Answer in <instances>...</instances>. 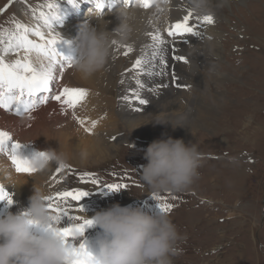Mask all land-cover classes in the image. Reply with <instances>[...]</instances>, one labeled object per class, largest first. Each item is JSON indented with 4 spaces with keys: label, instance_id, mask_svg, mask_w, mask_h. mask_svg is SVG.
<instances>
[{
    "label": "rangeland",
    "instance_id": "rangeland-1",
    "mask_svg": "<svg viewBox=\"0 0 264 264\" xmlns=\"http://www.w3.org/2000/svg\"><path fill=\"white\" fill-rule=\"evenodd\" d=\"M50 1L30 0L35 7L41 6L40 2L43 5ZM116 1L118 2L117 6L115 4L116 10L127 9V0ZM133 1L136 2V0ZM30 2L29 0H0V40H3V43H0V54H3L2 48L6 47L10 34L16 31L17 22L24 23L29 28H32L31 25L35 23V26L47 29L43 20H38L40 18L26 21L21 19L20 5H24L33 17L39 15L33 10ZM78 3L80 5L78 9L73 7L61 10L62 19L53 26L52 34L61 38L66 36V29L62 28L70 23L85 20L89 9L92 10L91 7L95 5L93 0H82ZM56 4L59 5L58 2ZM213 4L214 10L208 4L210 14L215 19V23L210 26L217 27L223 34L221 46L224 59L221 61L220 71L228 75L230 79L222 84H216L212 90L208 91L209 93L205 94L207 95L206 104L209 103V106H213L214 99L210 101L213 92L221 89L224 95L219 99L217 112L211 119V127L198 125L192 129L189 138L182 136L175 138L183 139L185 143H196L203 154L198 170L199 176L195 182L188 189L179 192H154L143 183L139 172L142 171L141 166L148 163L144 158L146 149L154 140L161 139L159 136H154L148 140L131 138L129 142L120 145L117 156L98 164L76 168L67 163L66 165H70L72 170L65 169L59 172L58 175L63 177L61 176L58 182V188H54L50 193L54 195L58 191L73 188L88 191L90 195L80 202L84 212L75 213L86 219L94 217L97 212L106 210L117 203L121 206L142 207L150 214H158L160 212L158 201L154 197L166 196L168 202L174 205L168 215L181 235L186 237L179 245L182 252L173 258V264H264V0H224L214 1ZM163 5L164 15L159 16L157 20L156 17L151 16L152 25L155 27L156 24L155 28L157 31L160 30L159 34L164 28L168 29L170 24L181 20L189 10L177 9L172 14L170 12L173 9L166 10L171 5L169 0H160L155 6L159 9ZM131 8H134V5L128 9ZM116 10L111 12L110 9L105 8V11L100 14L99 25L102 26V21L109 14L113 12L115 14ZM192 12L193 20L197 16H204L196 14L193 10ZM161 20L166 22L161 23ZM92 23L95 24V22ZM75 28L76 33L80 28L77 25ZM114 28L109 27L108 30ZM146 34L145 32V40H148ZM168 41L164 48L168 65L163 72L164 77L166 76L164 79L173 73L170 72L173 67L168 54L174 48ZM134 42L113 45L115 51H117L116 48L124 45L131 47L134 45L140 51V55L136 50L134 53L131 52L130 56L124 55L120 59L123 63L122 70L127 68L128 78L134 81V85L130 86L132 93H127L125 90L126 96L129 97H132L134 89L137 88L136 79L133 80L137 77V70L133 69L136 59L143 57L146 61L143 73L148 69L153 70L150 73L153 78L147 83L144 82V85H151L155 82V77L163 76L160 74V60L157 57L153 58L154 42L143 45L145 46L143 48L135 45L137 43ZM117 52H112L113 61L119 60L116 56ZM173 56L174 54L171 55L172 59ZM154 59L159 63L150 66L148 61ZM139 76L142 81H145V76L142 74ZM116 78L118 79L114 93L123 96L126 94L122 92L124 80L121 81L120 76ZM166 85L172 88L177 84L169 81ZM193 87L194 85H190V88ZM141 98L146 100L145 91ZM133 101L139 104L137 100L133 99ZM6 110L11 111L7 108ZM14 111L15 107L11 112L14 114ZM164 124L166 129L176 127L165 121ZM84 172L94 173L102 182L126 183L128 188L115 192L100 191L99 185L80 181V175ZM3 202L5 206L7 202ZM75 206L74 203L73 207ZM70 222L68 217H64L62 224L67 225ZM101 238V229L92 226L87 228L80 240L87 242L89 250L91 247L99 250L98 241Z\"/></svg>",
    "mask_w": 264,
    "mask_h": 264
},
{
    "label": "bare ground",
    "instance_id": "bare-ground-1",
    "mask_svg": "<svg viewBox=\"0 0 264 264\" xmlns=\"http://www.w3.org/2000/svg\"><path fill=\"white\" fill-rule=\"evenodd\" d=\"M61 1L60 3V0H51L50 3L43 5L42 2H40L39 4L41 6L35 7L29 0L31 7L39 15L33 17L32 13H30L24 5H20L21 19L25 21L38 19L40 18L41 12L46 14L49 12L47 7L48 4H56L57 2L60 6L63 3L61 10L73 8L68 0ZM80 1L82 0H77V2ZM93 1L95 3V0ZM159 1L160 0H147L152 6L145 8L142 6L143 0H136V2L127 0L128 7L123 10L128 11L132 17L130 42L136 41L134 42L137 43L135 45L142 48L148 43L153 42L151 36L158 33L160 30H156V24L155 27L152 25V17H156L157 20L158 17L163 14L162 11L165 10L164 5L159 9L156 8L155 5H157ZM214 1L220 2L224 0H209V6L211 5L210 7H212L211 9H213ZM169 3L171 5L166 10L173 9L170 12L172 14L173 11H177V9L192 10L190 0H169ZM186 3L189 4L190 7ZM115 4L116 6L118 5L116 0H105V8L110 9L111 12L117 9ZM132 5H134V8L128 9ZM91 8L92 10L89 9L88 13H103L98 10L95 5ZM53 11H55V9H53ZM113 13L109 14L107 18L102 21V28L108 29L109 27H117L119 25L120 20L117 17L118 10H116L115 14ZM167 13L168 12H166V14ZM195 13L199 14L197 12ZM88 19L87 15V18L82 22L73 21L74 24L70 23L62 28L66 29L67 34L64 37L62 36L63 40L58 43L57 47L63 55L72 58L78 55L81 25ZM162 22L166 21L161 20V23ZM34 24L31 25L32 28H36L37 25L35 26ZM76 25L79 26L80 29L75 33ZM39 28L45 33L46 38L55 35L49 33L46 28ZM199 31L201 32L199 37L189 36L186 40H174L168 37L166 28L160 33L166 42L168 39L170 40L168 43L170 42L173 44L175 50H170L171 52L168 54V57L171 59L168 60H170L173 67L170 72L175 73V79L173 78V73L170 74L167 79H164L166 76L164 77L165 73H163L161 78H159V76L154 78L155 82L153 84L144 85V82L147 83L153 78L150 74L153 70L148 69L147 72L141 73L145 76V81H142L140 76L138 78L141 80L144 87L138 90L137 86L134 90H138L140 96H142L145 91L148 103L144 105L138 104L133 100L129 102L124 99L127 93H132L130 91L131 87L134 85V81H130L131 78H128L129 72L127 68L122 70L123 63L120 59L124 57L123 53L126 51L122 46L121 48H116L117 51L120 50L119 53L112 48V52H117V55H115L119 60L113 61L112 57H110L104 68L92 76L85 78L81 73L71 67L70 69H65L62 77L53 81L55 85L53 92L62 90L63 87H82L89 90L87 99L75 109L76 115L85 120V125L82 126L73 118L72 109L65 112L60 102L51 98L53 93H50L45 94L49 97L48 101L38 106L32 111L31 115H25L24 113L18 114L16 111H14L13 114V112H11L13 109L8 111L6 108H0V129L10 132L15 141L27 144L22 148L24 156L31 158L34 153L48 148L59 149L70 154L71 159L68 164L76 168L98 164L108 158L110 159L117 156L120 145L129 142L131 138L146 140L154 136H159L160 138H177L178 136L189 138L195 126L203 125L207 128L211 127V119L217 112L219 99L224 96L221 89L218 92H213L214 94H211L212 96L210 97V101L214 99L212 101L213 106H209V103L206 104L207 95L205 94L209 90H212L216 84H222L225 80L230 79L228 75L220 71L221 61L224 59L221 46L223 34L217 27L215 28L210 25L200 27ZM59 32L61 31L59 30ZM63 32H65V30H63ZM145 32L147 33L146 37L148 40H145ZM59 38L61 37H58V39ZM29 39L42 43L40 38L35 36L33 32L29 33ZM163 46V48H165L166 43ZM170 47L172 49V46ZM132 49L133 53L137 50L140 55L139 49H136L134 45ZM3 51L4 48H2L1 52ZM173 54L185 56L187 58V63L175 59L173 60L171 58ZM22 56V51L10 52L5 55V59L10 62ZM128 56H130V53L126 57ZM157 59L159 60L158 56ZM32 60L34 64L40 62L35 54L32 55ZM157 63H159V61L156 62L155 59L148 61L150 66ZM116 76H120V79H122L121 81L124 80L122 92L127 93L123 96L114 93L116 88L115 83L118 79ZM135 79L136 77H134L133 80ZM165 81L166 83H164ZM169 81H174L181 86L177 87L176 85V87L168 88L166 84L169 83ZM190 85H194V87L190 88ZM92 121H98V123L90 134L85 131V127H91ZM164 121L172 123V126L175 125L176 127L166 129V127H164ZM113 137H115V139H113ZM82 150H86L88 153L86 163L80 162V152ZM0 165L5 166L7 171H12L19 177V181L25 184L22 187H20L19 184L13 186L5 179V171L0 170V184H3L5 189L13 194V199L15 201L9 209L5 208V213L7 214L9 212L19 213L28 208L29 198L33 195L34 184L44 186L48 195L51 196L53 193H50V191H53L54 188H58L59 185L57 181H60L61 176L63 177V175H58L59 172L56 171L58 165L55 163L50 164L46 170L41 172H34L31 174L17 173L7 155L0 154ZM54 177L55 179H53ZM35 231H37V234H42L43 230L37 229ZM90 251L95 254L98 249L96 247H91Z\"/></svg>",
    "mask_w": 264,
    "mask_h": 264
},
{
    "label": "clouds",
    "instance_id": "clouds-1",
    "mask_svg": "<svg viewBox=\"0 0 264 264\" xmlns=\"http://www.w3.org/2000/svg\"><path fill=\"white\" fill-rule=\"evenodd\" d=\"M208 4L209 0H190L192 10L203 15L210 14ZM117 17L120 23L112 30L99 25L98 12L88 13L89 19L81 25L79 51L72 67L83 77L104 68L114 44L129 41L132 17L123 9L118 10ZM40 152L43 155L31 157L36 172L46 170L52 163L67 164L71 159L69 153L59 149ZM87 158V151L82 150L80 162L86 163ZM144 158L148 163L141 166L139 175L146 186L154 192H179L198 178L203 154L196 143L167 137L154 140ZM0 170L5 171V179L13 186L25 185L5 166L0 165ZM33 189L26 210L0 217V264H72L77 257L65 246L58 231L47 228L52 224L59 229L60 225L53 221L54 214L48 209L46 189L38 184ZM88 219L102 231L99 250L93 254L96 264H173V258L182 252L180 243L186 239L168 213L150 214L142 207L117 203ZM37 229L43 230L42 234H37Z\"/></svg>",
    "mask_w": 264,
    "mask_h": 264
},
{
    "label": "snow or ice",
    "instance_id": "snow-or-ice-1",
    "mask_svg": "<svg viewBox=\"0 0 264 264\" xmlns=\"http://www.w3.org/2000/svg\"><path fill=\"white\" fill-rule=\"evenodd\" d=\"M68 2L73 7L79 8L80 6L77 0H68ZM142 6L148 8L152 5L147 0H143ZM47 7L49 12L47 14L41 12L40 19L43 20L44 26L51 33L53 26L61 21L62 13L60 5L48 4ZM95 7L101 12L105 11V0H95ZM53 9L56 10L53 11ZM214 23L215 19L211 14L202 17L197 16L193 20V12L189 9L187 15L181 20L170 24L167 29V35L174 40H186L189 36L199 37L201 35L199 31L200 27ZM15 29L16 31L10 34L3 54H0V107L8 109L15 107V111L18 114L28 113L31 115L38 105L46 103L49 99L46 95H41L39 99H36L37 94L53 93L51 98L59 101L65 112L72 109L73 118L82 126L85 125V120L76 115L75 109L87 99L89 90L82 87H63L62 90L53 92V88L55 87L53 81L62 77L66 68L70 69L72 67L73 58L63 55L57 47L63 38L58 39L56 35L46 38L45 33L40 30L39 26L29 28L19 22L15 24ZM30 32L38 36L42 43L29 39ZM151 38L154 42L153 58L159 57L160 74H163L164 69L168 67L163 48L166 41L159 33L152 35ZM0 43H3V40H0ZM123 47L126 48V51L123 53L125 56L133 51L131 46L124 45ZM21 51L23 52L21 58L10 62L6 61V54ZM173 51L175 50L173 49ZM33 54L40 61L38 64L33 63ZM173 59L187 63V58L182 55H174ZM145 63L146 61L141 57L136 59L133 64V69L137 70L136 85L138 88L144 87L138 77L143 73ZM172 75L175 79V73ZM180 86L177 84V87ZM124 99L129 102L135 99L141 105L148 103L147 100L141 98L138 90L133 91L132 97L125 96ZM97 123L98 121H92L91 127H85V131L91 134ZM26 145L15 141L10 132L0 129V154L7 155L17 173L31 174L36 172V169L31 164V158L24 156L22 153V148ZM40 155H43V153L36 152L32 157ZM65 169L68 171L72 170L70 165L61 164L58 165L56 171L60 172ZM80 181L99 185L100 191L115 192L128 188V184L126 183L102 182L91 172L82 173ZM89 195L88 191L73 188L71 190L58 191L54 195L47 197L48 209L54 214L52 217L53 221L56 224L62 225L59 229H55L52 224H49L47 228L58 231L65 246L77 257L72 264H96L93 259V253L87 246V242L77 239L78 236L83 237L87 228L93 226L91 219H86L81 215L75 214L77 212H84L83 205L80 202ZM154 199L158 201L160 212L170 213L174 207L173 203L168 202V197L166 196H155ZM0 201H6L9 206L15 203L13 194L7 191L3 184H0ZM74 203L75 207H73ZM64 217H68L71 222L63 225L62 221Z\"/></svg>",
    "mask_w": 264,
    "mask_h": 264
}]
</instances>
